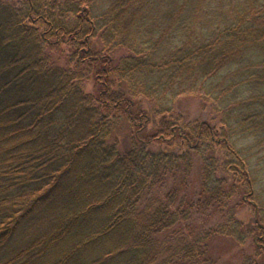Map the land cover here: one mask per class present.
<instances>
[{
  "label": "trees",
  "instance_id": "obj_1",
  "mask_svg": "<svg viewBox=\"0 0 264 264\" xmlns=\"http://www.w3.org/2000/svg\"><path fill=\"white\" fill-rule=\"evenodd\" d=\"M199 90L220 129L172 113ZM263 180L264 0H0V264H217L222 235L262 254Z\"/></svg>",
  "mask_w": 264,
  "mask_h": 264
},
{
  "label": "rangeland",
  "instance_id": "obj_2",
  "mask_svg": "<svg viewBox=\"0 0 264 264\" xmlns=\"http://www.w3.org/2000/svg\"><path fill=\"white\" fill-rule=\"evenodd\" d=\"M50 52L55 59L61 64H67L68 59L66 54L68 53V46L66 44H61L60 46H54L50 48ZM126 53V49L118 50V55ZM85 90L91 91L93 89L94 83L92 80H88L85 82ZM175 96V95H174ZM138 101H140L141 105L148 110L150 115V122L149 126L154 125V123H158L161 119L160 114L155 113L156 103H154L151 99L143 95H139L136 97ZM214 103L206 100L204 98V94L199 91H191V92H184L178 93L175 96V100L172 103V113L174 116L179 115L181 118V122L186 123H193L195 121H210L211 124H214L217 128H221L220 123V113L216 111L214 108ZM167 108V107H166ZM170 111L168 112V114ZM132 126L128 124L124 119L119 122V124L115 127L113 133L111 134V138L114 137L119 139L121 148H125L131 145V133ZM180 143L175 145H169L166 141H162V139H157L149 144V147L152 149H178ZM184 150V147L182 148ZM216 154L220 157L221 161H225L224 150L220 146H216ZM200 161H196V166L194 168L192 174V183L195 188H198L200 182ZM220 174L222 171L220 170ZM229 180L233 179L231 174H228ZM237 178V177H236ZM264 181V180H263ZM263 188L264 182L260 184ZM242 195L239 196L241 198ZM243 197L246 199L248 195H244ZM249 200H243L237 204L236 207V217L241 220L245 225H254L255 224V208L254 203L255 200L252 198H248ZM238 198L235 197L232 200V203L236 202ZM251 201V202H250ZM201 215H197L199 218V223L205 221L207 216H203L200 219ZM221 213H214V216H211L209 219L212 221L211 223H215L222 220ZM258 233V232H257ZM256 234V233H255ZM259 238L256 235L246 236L245 239L241 241H236L229 236H218L215 237L211 243V250L215 254L217 259V264H242L244 257H250L254 259L256 257V264H263L264 263V253L261 254L258 250V246H261ZM259 252V253H258Z\"/></svg>",
  "mask_w": 264,
  "mask_h": 264
}]
</instances>
